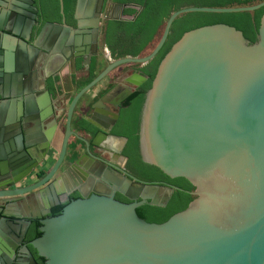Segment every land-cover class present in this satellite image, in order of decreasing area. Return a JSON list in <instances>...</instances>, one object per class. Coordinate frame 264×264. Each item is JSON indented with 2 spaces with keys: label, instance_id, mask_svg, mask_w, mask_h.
<instances>
[{
  "label": "water",
  "instance_id": "obj_1",
  "mask_svg": "<svg viewBox=\"0 0 264 264\" xmlns=\"http://www.w3.org/2000/svg\"><path fill=\"white\" fill-rule=\"evenodd\" d=\"M26 3L0 0L9 73L26 72L24 48L39 50ZM38 3L49 34L106 67L70 102L52 165L38 155L43 112L30 128L21 109L10 117L18 145H0V264H264V0ZM111 70L127 82L105 172L91 170L96 189L69 199L73 107ZM45 195L60 213L24 212ZM34 221L41 234L29 239Z\"/></svg>",
  "mask_w": 264,
  "mask_h": 264
},
{
  "label": "flooded vegetation",
  "instance_id": "obj_2",
  "mask_svg": "<svg viewBox=\"0 0 264 264\" xmlns=\"http://www.w3.org/2000/svg\"><path fill=\"white\" fill-rule=\"evenodd\" d=\"M26 4L32 7V17L27 18L31 26L28 44H39V50L29 52L24 48L29 56L23 66L26 72L14 69V73H9L0 68V145H18L14 137L6 136L9 119L17 116L19 109L23 128H30L33 116L42 111L46 133L39 140L38 155L47 150L46 159L52 165L66 134L70 102L106 66L49 34L38 0H33V5ZM17 48L16 45L12 50L14 56ZM126 82L127 78L111 70L74 104L66 142L67 176L63 183V187L73 186L69 199L80 196L78 188L92 193L98 185L93 172H105ZM29 140V135L23 137V142ZM65 197L58 195L63 202ZM52 203L53 207L64 204H57L55 199ZM35 257L38 264H44L42 258Z\"/></svg>",
  "mask_w": 264,
  "mask_h": 264
},
{
  "label": "crops",
  "instance_id": "obj_3",
  "mask_svg": "<svg viewBox=\"0 0 264 264\" xmlns=\"http://www.w3.org/2000/svg\"><path fill=\"white\" fill-rule=\"evenodd\" d=\"M4 3V6L6 5L5 2ZM4 18L7 20V21H10L11 20V14L9 13L8 9L6 12H4ZM57 198L55 197L54 195H45L43 200L40 202H33V201H27L26 202V206L24 208V212L27 213V214H33V213H37L39 212L42 207L45 205V204H50L52 202H54V199ZM9 211H10V208H9ZM11 213V212H9ZM13 213V212H12ZM0 218H2V216L0 215ZM8 224L5 225V228H1V232L6 234V230H8ZM15 255L12 256V258H14Z\"/></svg>",
  "mask_w": 264,
  "mask_h": 264
},
{
  "label": "trees",
  "instance_id": "obj_4",
  "mask_svg": "<svg viewBox=\"0 0 264 264\" xmlns=\"http://www.w3.org/2000/svg\"><path fill=\"white\" fill-rule=\"evenodd\" d=\"M64 204L57 205L52 208V215H56L60 213L62 207ZM39 223L37 221H34L31 225L30 231H29V239H33L41 234V232L38 229Z\"/></svg>",
  "mask_w": 264,
  "mask_h": 264
}]
</instances>
